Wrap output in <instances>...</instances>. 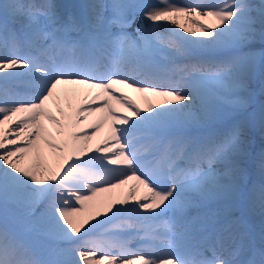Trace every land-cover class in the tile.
Listing matches in <instances>:
<instances>
[{
  "label": "snow or ice",
  "instance_id": "snow-or-ice-1",
  "mask_svg": "<svg viewBox=\"0 0 264 264\" xmlns=\"http://www.w3.org/2000/svg\"><path fill=\"white\" fill-rule=\"evenodd\" d=\"M61 7L0 0V264H264V220L257 241L242 217L209 231L186 215L211 198L264 216V105L190 131L247 109L233 94L254 71L244 48L257 24L264 37V2Z\"/></svg>",
  "mask_w": 264,
  "mask_h": 264
},
{
  "label": "bare ground",
  "instance_id": "bare-ground-1",
  "mask_svg": "<svg viewBox=\"0 0 264 264\" xmlns=\"http://www.w3.org/2000/svg\"><path fill=\"white\" fill-rule=\"evenodd\" d=\"M246 2L249 3V4H251V5H253L254 8H257V9H258L259 6L261 5V3L264 2V0H246ZM256 13H257V12H256ZM256 13L253 12L252 14H253V15H257ZM256 26H257V25H256ZM257 29H258V32H257V35L255 36V39L252 40L251 43H249L248 45H246V47L249 48V49H251L256 55H257L258 52H263V51H264V46H263V48H262V40H263L264 37H261V36L259 35V29H260V28H257ZM259 42H260V43H259ZM263 43H264V41H263ZM258 56H259V55H258ZM259 63H260V61L257 60V61H256V65H255V68H254L253 73L256 71V67L258 66ZM261 66L264 67V64H262ZM247 82H248V81H247ZM241 95H242V93H241ZM84 123H87V122H84ZM104 132H105V130H102L101 133L98 134V137H97V138H99V136L104 135ZM94 142H95V141H93V143H94ZM217 167H219V166H217ZM125 191H126V189H123V190L118 189V190L115 191L114 195H123ZM105 195H107V194H101V197H103V196H105ZM209 199H211V198H209ZM213 200H215V199H213ZM238 211H239V210L237 209V212H238ZM12 212H13V210H12V208L10 207V208H9V215H10V216L12 215ZM44 243L47 244V243H50V242H48V241H44Z\"/></svg>",
  "mask_w": 264,
  "mask_h": 264
},
{
  "label": "rangeland",
  "instance_id": "rangeland-1",
  "mask_svg": "<svg viewBox=\"0 0 264 264\" xmlns=\"http://www.w3.org/2000/svg\"><path fill=\"white\" fill-rule=\"evenodd\" d=\"M254 13H256V11H254ZM257 14V13H256ZM257 28H260V25L259 24H257V26H256ZM260 43V42H259ZM252 51V50H251ZM248 85H249V82H247V88L245 89L247 92H248V89H249V87H248ZM261 86V85H260ZM245 92V91H244ZM242 97L243 99H245V100H247L248 101V106H250L251 104H250V99L248 98V95H245V93H243L242 95L241 94H238V95H234L233 94V98H235V97ZM231 106H229V105H225L224 107H223V109H222V112H221V114H220V116L219 117H222V116H224V115H226V114H228L229 113V111H231L230 109H232V108H230ZM0 215L3 217V209H2V206H0ZM37 239H39V238H37Z\"/></svg>",
  "mask_w": 264,
  "mask_h": 264
}]
</instances>
